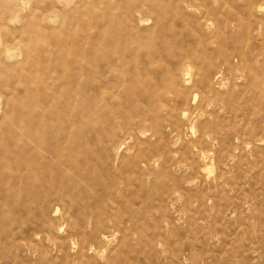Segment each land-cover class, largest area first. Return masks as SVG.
Segmentation results:
<instances>
[{
    "label": "rangeland",
    "instance_id": "1",
    "mask_svg": "<svg viewBox=\"0 0 264 264\" xmlns=\"http://www.w3.org/2000/svg\"><path fill=\"white\" fill-rule=\"evenodd\" d=\"M51 96L0 264H264V0H0V146Z\"/></svg>",
    "mask_w": 264,
    "mask_h": 264
},
{
    "label": "bare ground",
    "instance_id": "2",
    "mask_svg": "<svg viewBox=\"0 0 264 264\" xmlns=\"http://www.w3.org/2000/svg\"><path fill=\"white\" fill-rule=\"evenodd\" d=\"M48 101L47 108L41 109L38 108L37 111V119L32 120L30 117H23V115L20 116V113L15 114L17 116L16 122L13 124L8 125V122H3L6 126L7 134L4 135L5 137L2 138V141L5 142L2 145L11 146L13 143V140L15 138L18 139V141H21L22 143H25L26 146H22L21 150H16L17 152L15 154L21 153L22 155L25 153H28L30 157L28 159H23L22 155L15 156L12 154L10 150H8L4 146H0V182H6L9 186H17L20 184H26L27 180L32 179L31 177H28L27 173L25 171H34L38 168H44L45 164V151H46V145L45 140L41 137V133L45 131L48 126V120H50L51 114L54 110V113L57 118V122L60 121L62 118H60V114L63 116V114H68V112L71 109V105L74 101V96H71L68 98V100H65L63 98V101L60 102L58 98L51 96L50 98H46ZM13 113V112H12ZM36 115V114H35ZM23 118L25 120H23ZM35 118V117H33ZM21 121H24L25 123L19 124ZM10 128V129H9ZM9 129V130H8ZM11 130V133L9 132ZM31 141L32 143H35V147L29 149L27 147V143ZM27 142V143H26ZM14 146V145H13ZM4 147V148H3ZM15 164L16 168L11 167V163ZM22 172H25V174L22 176ZM55 174L54 180L58 181L59 174ZM5 175V180L4 176ZM44 179V178H43ZM34 181L37 182V180L34 179ZM39 184H42V182H45V180L39 179Z\"/></svg>",
    "mask_w": 264,
    "mask_h": 264
}]
</instances>
